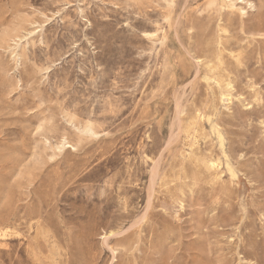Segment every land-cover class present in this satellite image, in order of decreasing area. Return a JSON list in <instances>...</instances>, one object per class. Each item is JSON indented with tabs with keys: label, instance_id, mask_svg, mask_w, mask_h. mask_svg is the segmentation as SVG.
I'll return each instance as SVG.
<instances>
[{
	"label": "rangeland",
	"instance_id": "rangeland-1",
	"mask_svg": "<svg viewBox=\"0 0 264 264\" xmlns=\"http://www.w3.org/2000/svg\"><path fill=\"white\" fill-rule=\"evenodd\" d=\"M0 264H264V0H0Z\"/></svg>",
	"mask_w": 264,
	"mask_h": 264
},
{
	"label": "bare ground",
	"instance_id": "bare-ground-1",
	"mask_svg": "<svg viewBox=\"0 0 264 264\" xmlns=\"http://www.w3.org/2000/svg\"><path fill=\"white\" fill-rule=\"evenodd\" d=\"M179 97V96H178ZM177 102H178V100H177ZM179 105H180V103H179ZM178 109V108H177ZM174 141V140H173ZM173 143V142H172ZM156 176V173H153V175H152V177H155ZM150 184H151V181H150ZM150 191V190H149ZM5 236H6V234H5ZM4 236V237H5ZM7 237V236H6Z\"/></svg>",
	"mask_w": 264,
	"mask_h": 264
}]
</instances>
